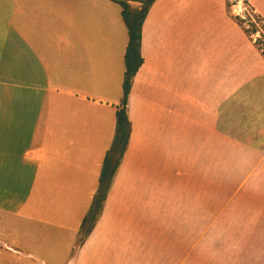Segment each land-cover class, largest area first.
Segmentation results:
<instances>
[{
	"label": "crops",
	"instance_id": "obj_1",
	"mask_svg": "<svg viewBox=\"0 0 264 264\" xmlns=\"http://www.w3.org/2000/svg\"><path fill=\"white\" fill-rule=\"evenodd\" d=\"M121 10L0 0V216L68 231L49 264H264V54L226 0L149 9L129 143L80 242L122 99ZM6 227L0 247H36Z\"/></svg>",
	"mask_w": 264,
	"mask_h": 264
},
{
	"label": "trees",
	"instance_id": "obj_2",
	"mask_svg": "<svg viewBox=\"0 0 264 264\" xmlns=\"http://www.w3.org/2000/svg\"><path fill=\"white\" fill-rule=\"evenodd\" d=\"M112 1L121 6V17L128 31V43L124 55L125 73L122 83V99L120 104L116 107L115 135L111 148L106 153L102 163L98 190L93 199L91 209L84 217L80 227V242L84 241L91 233L99 219L103 203L112 186L115 174L120 166L129 143L131 135V122L128 117V98L132 88L133 78L144 62L140 51L143 23L149 9L155 2V0L139 1L141 3V7L137 10H133L128 0ZM256 17L259 20H262L260 16ZM237 20L239 23L242 21L240 18H237ZM250 22L251 21L248 20V23ZM257 32L258 30L254 25H252V31L246 29V33L249 35L256 34ZM262 53L264 54V47L262 49Z\"/></svg>",
	"mask_w": 264,
	"mask_h": 264
},
{
	"label": "rangeland",
	"instance_id": "obj_3",
	"mask_svg": "<svg viewBox=\"0 0 264 264\" xmlns=\"http://www.w3.org/2000/svg\"><path fill=\"white\" fill-rule=\"evenodd\" d=\"M128 1L133 10L135 9L137 10L141 7V3L139 1H142V0H128ZM226 2H227V7H228V14H230L233 17V19L243 29L245 33H246V29H249V31H252V25H254L257 28L258 32L256 34H253V35H249L248 33L246 34L250 38V40L255 43L258 50L262 53V49L264 47V23L262 22V20H259L256 17L257 15L252 11V9H250V7H248L247 4L243 2V0H226ZM116 8L118 9V5L116 6ZM116 8L115 7L109 8L110 11L115 16L117 14ZM115 18L118 20V17H115ZM237 18L242 19L241 23L238 22ZM248 20H250L251 22L248 23ZM233 105L234 106L231 107L232 112L238 110L236 109L237 108L236 106L238 104H233ZM111 145L112 143L109 145L108 151L111 148ZM96 186L97 187L99 186V181L98 183H96ZM90 209H91V206H90ZM42 218H45V217H42ZM7 224H11L13 226L12 229L16 231V234L17 233H21L22 235L25 234L26 239L29 241L32 240L34 244L36 245V247L31 248V249H26V248H22L21 246L15 247L14 246L15 243L12 244L11 242H8L7 244L9 245L12 244V246H14L11 248L15 252L7 251L4 248L0 247V264H42L43 262H46V264H49L47 263L48 258L50 254L52 253V251L56 250L54 248V243L61 242L64 245V243L67 242L68 240L66 239L68 231L66 232L65 230H61L60 232L55 233L54 229L52 228L46 229V227L41 224H39L38 226L37 225L28 226V225H24V223L23 224L18 223V222L15 223L12 217L0 216V230L6 229ZM62 224H66L67 226V223L65 222H63ZM63 249L64 247H62L60 250H63ZM27 252L32 254L31 259H28L26 257Z\"/></svg>",
	"mask_w": 264,
	"mask_h": 264
}]
</instances>
